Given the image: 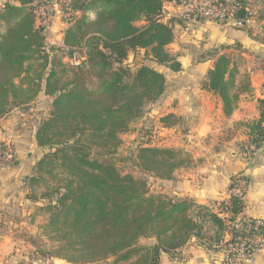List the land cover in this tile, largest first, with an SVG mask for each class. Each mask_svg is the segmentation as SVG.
I'll list each match as a JSON object with an SVG mask.
<instances>
[{
    "label": "trees",
    "instance_id": "trees-1",
    "mask_svg": "<svg viewBox=\"0 0 264 264\" xmlns=\"http://www.w3.org/2000/svg\"><path fill=\"white\" fill-rule=\"evenodd\" d=\"M51 1L18 0L0 8V29H4L0 32V117L15 108L24 111L40 94L51 99L34 132L40 157L26 182L27 199L39 204V213L49 215L42 228L59 242L48 258L68 264H96L110 258L114 264H160L163 254L176 253L207 226L215 229L218 243L225 233L235 238L233 225H227L212 207L152 193L147 179L122 174L116 163L120 135L165 90L164 75L153 65L131 66L124 61L129 52L144 50L145 58L157 66L180 70L166 47L173 40V23L181 21L172 18L165 24L162 17L164 5L178 0H69L67 6L60 5L71 14L62 37L66 53L59 47L47 49L36 25L35 8ZM237 3L234 18L242 21L249 4L247 0ZM256 19L264 21V13ZM239 29L252 35L247 26ZM74 49L85 51L82 65L63 61ZM213 55L204 87L220 97L229 115L237 100L233 92L237 72L229 55ZM258 106L259 118L248 125V138L261 149L264 100H258ZM160 122L178 126L183 134L187 131L173 115ZM135 142V168L156 181H170L176 170L194 165L182 150L151 143L148 132ZM10 164H15L13 157ZM49 180L54 182L50 186ZM241 181L248 183L233 178L230 190ZM42 184L46 189L40 192ZM212 206L228 214L233 224L244 210V201L242 196L229 195ZM258 233L264 235V227ZM149 239L156 242L141 244Z\"/></svg>",
    "mask_w": 264,
    "mask_h": 264
},
{
    "label": "crops",
    "instance_id": "crops-1",
    "mask_svg": "<svg viewBox=\"0 0 264 264\" xmlns=\"http://www.w3.org/2000/svg\"><path fill=\"white\" fill-rule=\"evenodd\" d=\"M17 2L0 0V8L5 3ZM247 2L259 14L264 13V0ZM51 4L53 20L62 21L55 0ZM253 22L248 27L252 35L233 23L174 22L173 40L166 50L181 68L172 72L150 62L164 75L165 90L149 104L151 109L141 117V126L144 130L158 122L164 127L160 135L165 138L164 146L188 150L194 161L191 168L176 170L172 180L159 181L165 185L164 195L213 208V204L229 197L232 179L242 177L248 181L242 215L264 221V146L252 156L246 151L248 125L259 118L258 100L264 83V33ZM61 35L62 32V38ZM215 52L229 55L237 72L233 90L237 100L229 115L224 113L220 97L204 87ZM47 99L49 104L42 108L41 101ZM50 103V98L40 94L28 111L15 108L0 117V145L11 148L15 163L0 170V264H22L25 250L30 248L34 252L24 233L35 232L31 226L37 223L39 204L27 199L26 182L40 157L34 132L47 115ZM167 115L183 121L187 129L184 136L178 126L165 127L160 123ZM224 237L225 234L221 239ZM218 245L215 229L207 226L201 236L192 237L176 253L163 254L160 264H220L223 254ZM46 261L56 264L61 260ZM254 264H264V251L254 255Z\"/></svg>",
    "mask_w": 264,
    "mask_h": 264
},
{
    "label": "built area",
    "instance_id": "built-area-1",
    "mask_svg": "<svg viewBox=\"0 0 264 264\" xmlns=\"http://www.w3.org/2000/svg\"><path fill=\"white\" fill-rule=\"evenodd\" d=\"M68 2L69 0H59V3L55 1L61 12L62 19L65 21L69 19L71 14L67 10L64 12L60 5L67 6ZM165 5H169V8H166ZM165 5L162 10L163 19L167 14L183 23H194L206 20L217 23H233L234 26L239 28L243 26L250 27L254 23L253 15L250 11H248V15L244 20H235L234 13L238 8L237 0H178L166 3ZM51 13V2L35 8L36 25L42 30L44 37L52 28L50 24ZM60 46L65 52L68 51L62 43ZM63 60L70 66H79L85 63L86 54L83 49H74ZM261 99L264 100V83L261 90ZM257 150L259 149L255 148L254 144L249 140L246 149L247 153L252 156ZM12 157L13 152L10 147L0 145V170L5 167ZM246 191L247 184L241 181L239 185L230 190L229 195L244 197ZM213 209L227 225H233L232 227L237 233L235 238L225 233V237L219 242L218 247H220L223 254L220 264H254V255L264 251V235L258 233L259 229L264 227V221L241 214L232 224L228 221V214L221 212L217 206H214ZM22 260L23 264H49L46 260L39 261L27 256L23 257Z\"/></svg>",
    "mask_w": 264,
    "mask_h": 264
},
{
    "label": "rangeland",
    "instance_id": "rangeland-1",
    "mask_svg": "<svg viewBox=\"0 0 264 264\" xmlns=\"http://www.w3.org/2000/svg\"><path fill=\"white\" fill-rule=\"evenodd\" d=\"M249 10L252 11V15H253V20L258 23V24H254L255 26L260 25V29L261 31H263L264 33V21L258 22V20L256 19L258 16V12L255 11L256 9H254L253 5H249ZM53 13H51L50 19H51V27L54 28L55 27V31L52 32L51 31L45 36L46 39V47L47 49L49 47H59L62 49V47L60 46L62 43V38L60 37V33L62 32V37L64 34V31L69 27V23L65 20L62 19V21H55L53 20ZM89 17L93 18L94 14L93 12L88 14ZM171 15V14H170ZM174 17L168 16L167 14L164 16V22L166 23L167 20H170ZM176 20V18H175ZM169 22V21H168ZM143 23H138V25H142ZM4 31L3 28L0 29V32L2 33ZM55 41V42H54ZM53 43V44H52ZM63 44V43H62ZM63 53H66L65 51ZM133 59L130 63H128L127 65H131V66H138L139 64H149L151 65V60H148L145 58V51L141 50L137 53H134ZM67 55L65 54V57ZM64 57V58H65ZM63 58V59H64ZM64 61V60H63ZM49 98V97H48ZM51 100V99H50ZM49 104V100H43L41 101V107H45ZM151 105L147 104L144 107V112L145 111H150L148 109ZM25 111H28L29 108H24ZM144 114L141 116L143 117ZM142 119H136L130 126V130L125 133L120 135L121 138V145L117 151L116 154V163L118 165V168L120 170V172L122 174H131L132 176L139 178L142 177L144 179H147L148 183H149V190L152 193H162L164 195V193L162 192V190L165 188L164 184H161V182L156 181L155 179L152 178L151 175L148 174H144L140 171H138L135 168V162L133 161V152H134V147H136V142L134 143L135 140L142 138V135L146 134L147 132L149 133V140L151 141V143H153L154 145H157L158 147H167L164 146L166 144L165 142V138L164 136H160L161 133L164 130V127L161 128L160 125H158V122H154L155 124L153 126L148 127V129H144L141 126L142 123ZM161 123V122H160ZM144 124H146V122L144 121ZM151 125V124H150ZM166 127V126H165ZM182 132V131H181ZM184 136L185 134H181V136ZM144 140V139H143ZM177 144V143H176ZM167 145V144H166ZM190 145V144H189ZM1 146H5V145H1ZM7 146V145H6ZM9 147V146H7ZM175 149H180L182 150L184 153L188 154L191 156V153L188 150H184L182 148H178V147H173ZM11 149V148H10ZM54 182L52 180L48 181L49 186L52 185ZM46 187L44 184H42L40 186V192L45 191ZM48 214L47 213H39V216L36 218L35 223L33 226H31L32 230H35L34 233L29 234V231L26 230V232L24 233V236L26 237L27 241L29 242V244H32L33 250H31L30 248L25 250V255L27 257H31L29 254L34 256V259H37L39 261H43L46 260L49 256H52L58 249L59 247V242H57V239L55 238V236H53L52 233H50L49 231H46L45 229H43L42 227L47 223L48 220ZM30 236V237H29ZM146 241L141 242V244L145 243ZM64 261V260H61ZM65 262V261H64ZM100 264H114V258H110L104 262H101Z\"/></svg>",
    "mask_w": 264,
    "mask_h": 264
},
{
    "label": "water",
    "instance_id": "water-1",
    "mask_svg": "<svg viewBox=\"0 0 264 264\" xmlns=\"http://www.w3.org/2000/svg\"><path fill=\"white\" fill-rule=\"evenodd\" d=\"M168 21L169 20H167L165 24H168ZM133 56H134L133 52H129L126 60L124 61V64L127 65L128 63H130L133 59ZM145 241L146 242L143 243V245H152L156 242L155 239H149V240H145ZM56 264H66V263L64 261H58Z\"/></svg>",
    "mask_w": 264,
    "mask_h": 264
}]
</instances>
